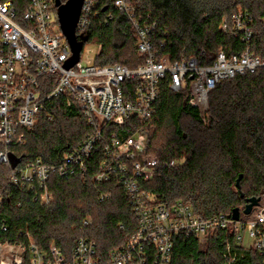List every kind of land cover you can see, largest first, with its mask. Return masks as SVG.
Masks as SVG:
<instances>
[{"label":"trees","instance_id":"obj_1","mask_svg":"<svg viewBox=\"0 0 264 264\" xmlns=\"http://www.w3.org/2000/svg\"><path fill=\"white\" fill-rule=\"evenodd\" d=\"M11 1L20 15L29 3ZM132 3L137 18L157 22L156 48L170 52L172 59L195 56L208 63L220 50L228 54L243 50L244 42L231 31L219 29L224 17L232 21L241 12L252 18L253 49L264 57V0ZM78 37L87 38L84 46L100 45L97 65L118 63L134 68L145 62L137 48L133 20L110 1L101 6L100 14ZM162 39H166V45L161 44ZM41 81L46 83L47 92L54 87L53 76H43ZM154 109L149 119L134 117L123 125L108 124L104 133L132 136L142 131L146 135L147 154L162 161L179 162L172 167H157L150 180L141 182L143 189L155 195L158 204L171 207L181 201L209 218L231 215L236 207L242 210L249 197H260L263 202L264 67L220 82L210 95L205 121L202 110L188 102L187 91L171 90L166 79L160 84ZM51 111L53 120L41 117L32 128L23 130L24 143L8 146L9 152L20 158L17 169L38 158L59 166L66 151L78 148L97 129L75 105L68 106L64 97L54 102ZM103 145L98 144L88 160L85 177H64L57 172L50 176L47 185L53 201L46 205L35 199L42 191L39 186L32 189L28 184H12V167L1 163L0 189L4 190L5 200L0 207V243L27 247L34 242L43 250L56 245L70 256L77 241L87 237L97 243L98 264H107L110 252L125 244L139 223L130 198L116 178L104 183L94 181L104 156ZM4 149L0 141V151ZM241 174L239 189L237 179ZM108 192L111 196L101 200V195ZM230 257L235 259L229 263ZM169 264H264V260L252 247L239 244L231 229H219L204 241L194 235L177 236Z\"/></svg>","mask_w":264,"mask_h":264},{"label":"built area","instance_id":"obj_2","mask_svg":"<svg viewBox=\"0 0 264 264\" xmlns=\"http://www.w3.org/2000/svg\"><path fill=\"white\" fill-rule=\"evenodd\" d=\"M107 1L133 20L136 44L145 56L144 64L134 68L118 63L97 65L96 57L83 62V45L79 61L66 68L72 51L61 30L54 0H29L21 15L11 0H0V141L5 145L0 151V164L11 166L8 146L25 142L23 130L32 128L41 117L54 119L51 109L59 97H64L68 106L75 105L89 124L97 126L78 148L64 153L59 166L38 158L13 169L10 182L28 184L32 189L39 186L42 191L35 199L46 205L53 201L47 185L50 176L57 172L64 177H85L88 160L98 144L104 143V156L94 181L104 183L116 178L130 198L139 223L131 238L110 252L107 264H169L177 236L194 235L204 241L219 229H231L243 246L244 233L248 234L252 239L250 247L264 260L263 206H258L252 217L235 220L232 214L205 218L181 201L171 207L158 204L155 195L143 189L141 182L150 180L157 167H172L179 162L162 161L147 154L146 135L142 131L132 136L104 133L108 124L123 125L134 117L151 118L160 84L165 79L171 90L187 91L188 102L202 110L205 121L210 95L220 82L264 67V57L253 49L252 18L243 12L232 21L224 17L219 29L231 31L245 47L233 54L220 50L211 62L203 63L195 56L172 59L170 52H160L154 40L157 22L137 18L132 0H84L76 28L78 36L84 34ZM161 44L166 45V39ZM46 75L53 76L55 83L48 92L46 83L41 81ZM110 196V192L103 193L101 200ZM4 200V190L0 189V207ZM226 250L230 252V245ZM234 259L230 257L229 263ZM98 263L97 243L87 237L77 241L70 256L56 245L43 250L34 242L27 247L0 243V264Z\"/></svg>","mask_w":264,"mask_h":264},{"label":"water","instance_id":"obj_3","mask_svg":"<svg viewBox=\"0 0 264 264\" xmlns=\"http://www.w3.org/2000/svg\"><path fill=\"white\" fill-rule=\"evenodd\" d=\"M55 1L56 6L58 7L57 12L61 30L65 35L72 51V56L65 64L66 68H70L79 61L84 42L87 40L86 37L79 39L76 32L84 0H67L66 2H62L61 0ZM19 162L20 158H17L15 155L10 153V163L12 169H15ZM241 178L242 174L237 179V187L239 189L241 187ZM241 195L243 196L244 194L241 193ZM246 202L247 203L242 210L239 207L233 209L232 217L235 220L240 218L241 213L246 215L252 213L253 209L261 204V198L256 196L249 197L246 199Z\"/></svg>","mask_w":264,"mask_h":264},{"label":"rangeland","instance_id":"obj_4","mask_svg":"<svg viewBox=\"0 0 264 264\" xmlns=\"http://www.w3.org/2000/svg\"><path fill=\"white\" fill-rule=\"evenodd\" d=\"M99 51H100V47L97 43H87L83 49V62H85L88 57H91V58L96 57L98 55ZM261 203H262V205H260V206L264 207V200H263V202L261 201ZM257 209H258V207H255L253 209L252 213H250L248 215L242 213V216H243L242 218L252 217L256 213ZM242 242L245 246H248V247H250L252 245V239L246 233H244V239Z\"/></svg>","mask_w":264,"mask_h":264}]
</instances>
